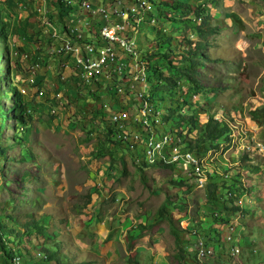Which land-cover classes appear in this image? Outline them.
I'll return each instance as SVG.
<instances>
[{
  "label": "rangeland",
  "instance_id": "374dc122",
  "mask_svg": "<svg viewBox=\"0 0 264 264\" xmlns=\"http://www.w3.org/2000/svg\"><path fill=\"white\" fill-rule=\"evenodd\" d=\"M51 1L41 6L40 0H0V31L7 34V41L0 43V215L15 216L18 227L24 221L44 226L39 237L37 233L13 237L18 264H56L45 253L56 247L64 263L190 264L191 255H197L194 239H182L186 257L178 262L168 222L156 217L165 196L172 203L167 209L175 219H183L175 224L185 232L197 221L202 223V230L196 227L195 231L213 254L199 264H264V0H145L146 7L129 10L138 32H125L134 33L143 60L158 70L166 71L168 62L154 55L166 51L167 59H173L180 48L175 39L167 44L166 37L200 39L191 27L201 24L200 17L186 5L202 9L215 27L202 40L210 58L202 62L207 68L202 78L214 87L216 81L215 92L193 91L185 80H178L172 95L147 87L145 96L154 109L148 118L154 136L167 134L177 144L180 136L176 140L175 132L194 139L198 123L208 117L227 123L230 141L205 152V174L218 184L213 198H209L208 180L198 182L190 165H173V169L158 165L140 172L138 158L145 163L146 159L142 147L133 142L140 123L138 100L112 76L105 81L100 77L92 85L82 81L74 59H65L62 65L58 56L44 53L42 45L54 42L40 11L45 6L56 20ZM126 1L124 9L137 0ZM163 1H174L181 12ZM77 2L71 4L70 13L72 17L75 13L73 24L85 32L88 26L78 21L84 16ZM96 26L89 25L93 34ZM158 42L163 45L158 47ZM12 86L28 97L16 94L22 99L15 101ZM111 86L122 90H109ZM115 112H122L123 128L111 121ZM178 115L191 118L178 123ZM112 126L110 130L117 132H111V138L127 143L115 146L105 139L106 128ZM144 142L139 140L141 145ZM23 171L29 173L20 180ZM142 173L147 177L145 185ZM180 177L185 186L170 183V178ZM239 186L240 193L236 192ZM180 203L188 213L178 208ZM231 205L240 210H226ZM222 219L233 222L228 227ZM6 221L15 226L14 220ZM111 223L120 224L111 231ZM99 227L105 228V239ZM236 247L239 253L232 255ZM37 252L41 257H35Z\"/></svg>",
  "mask_w": 264,
  "mask_h": 264
},
{
  "label": "built area",
  "instance_id": "2783aa9c",
  "mask_svg": "<svg viewBox=\"0 0 264 264\" xmlns=\"http://www.w3.org/2000/svg\"><path fill=\"white\" fill-rule=\"evenodd\" d=\"M41 6L45 0H40ZM81 15L84 17L80 22H84L87 14L100 15L106 22L97 28V31L87 40L81 39V32H76L74 24H62L58 20H53L49 17L48 10L43 6L41 12V22L44 25L45 31L49 34L51 40L55 43L53 53L58 55L69 54L74 59V64L81 69L80 78L82 81L93 84L101 75L106 78L113 77L115 81H122L124 91L131 92L138 100L139 105L137 113L140 118L139 127L134 129L133 142L140 145L139 140L144 139L142 152L144 153L146 163L153 162H174V165L181 167L186 165L192 166L193 173L198 176V182L206 180L204 163L206 162V155L204 157H194L189 152H181L177 149L176 143L171 140L169 136H154L153 128L150 126L148 118L154 113L153 106L145 98L148 87L147 82V63L143 60L141 53L134 42V33H137L136 20L129 18V10L137 11V8L146 7L145 0H137L136 4L123 8L119 2H115L111 6L110 14L116 15L117 19L107 22L110 15L104 7H93L87 0H81L79 3ZM75 16V13H74ZM73 16V17H74ZM72 14L68 21L74 22ZM89 24V23H88ZM134 30L133 34L125 31ZM110 69V71H109ZM125 74L127 76H125ZM121 87L117 86V89ZM122 90V89H121ZM135 100V99H134ZM122 112H115L111 114L113 122L119 124L123 128ZM122 119V120H121ZM157 121V120H156ZM140 127L147 131L142 134L138 132ZM133 131V130H132ZM241 202V200H238ZM197 258L203 259L206 256L213 254L212 250L203 244L201 239L196 241ZM239 253L236 247L231 252L232 255ZM41 253L37 252L35 257H41ZM17 254H13L11 264H18ZM29 264V262H28Z\"/></svg>",
  "mask_w": 264,
  "mask_h": 264
},
{
  "label": "trees",
  "instance_id": "16d2710c",
  "mask_svg": "<svg viewBox=\"0 0 264 264\" xmlns=\"http://www.w3.org/2000/svg\"><path fill=\"white\" fill-rule=\"evenodd\" d=\"M71 1H73L74 3L77 2V0H68V1L67 0H55V3H54L55 6L53 8L52 13L54 14V17L56 18V20H58V22L62 24V26L65 25V19L67 18V16L73 9L71 5L72 4ZM77 3H80V2H77ZM163 4L168 6L169 8H173L175 12H181L182 10L181 7L178 6V4L174 3V1H171V2L163 1ZM186 8L188 9L189 12H192L194 15H198L200 17L201 24L197 26H191L192 28L195 29L200 39L193 41L191 39H185V38H183V40H178L175 37H171V36L166 37L165 40L167 44H171V41L175 39L177 42V45L180 46V48L177 51V57H174L173 59H167L169 54H167L166 51L163 53L160 52L154 55V56H161L162 59L167 60L168 68L166 69V71L158 70L156 69L157 67L151 66L150 64L147 63L148 87L151 88L154 93L161 94V93L167 92L169 94L171 93L172 95L173 88L177 84L178 80H185L187 83H189L192 86L193 91L204 90L207 93H212L217 90V88H215L218 86L216 81L213 80L214 81L213 84L215 85L214 87L213 85H210V83H205L202 78V71L207 69L206 66L202 62L204 60L210 59L207 53L204 51V48L206 46V41L203 42L202 40L204 38H207L209 34L215 32V27H213L212 25H210V23H208L207 18H209V15L208 16L203 15L202 9H197L196 7H191L189 5H186ZM3 25H5V23H3ZM156 37H157L156 40H159L162 38L161 36H156ZM6 41H7V34L3 32V30H1L0 31V43L4 44ZM161 45H163V43L161 42L157 43L158 47H160ZM151 70L156 75V79L151 78V75L153 74L151 73ZM125 76L127 75L125 74ZM209 77H213V76L209 74ZM116 82H122V81L116 80ZM114 85L116 84L114 83ZM115 87L111 86L109 90L113 88L117 89V86ZM10 91H11V94L14 95L15 101L22 99L21 97L20 98L16 97V94H19V96L20 94L24 95L23 93H19L20 91L16 88V86H12ZM194 93H197V92H194ZM161 100H164V99L161 98ZM185 102H186L185 104L191 105L189 101H185ZM18 106L19 105L17 104L16 107L18 108ZM21 110L22 109L18 108L17 112H19V117L22 119L24 117L20 113ZM187 110H190L189 106ZM103 113L104 112H102V114ZM187 116L188 117L186 119L191 118L190 115H187ZM163 118H165V121H167L168 117H163ZM178 118H179L178 123H181L186 120L182 115H178ZM197 126H198V135L194 139H189L186 137L183 138L181 137L180 133L175 132V134L177 136H180V138L182 139L181 140L182 143L180 144L179 150L181 151H184L185 149L195 150L196 153L199 154V156H201L204 154V152L208 148H216L221 142L228 143L230 141V137H229L230 129L227 126V123L223 120H219L211 116V117H208L204 122L198 123ZM110 128H113V126L109 127V129L106 128L107 130L106 137H105L106 140H108L115 146L117 145L120 146L123 142L127 143V141H122L121 139L111 138L114 136L113 133L111 132L115 133L117 132V130L112 129L111 131ZM146 131H147L146 129H143L142 127H140V130L138 132L145 133ZM156 135L157 137H159V134L157 132H156ZM202 144L204 145L203 148L200 147V145ZM140 146L143 148V145L140 144ZM125 147H122V148H125ZM198 148H200L201 151H199ZM22 157L23 156H21L20 158L23 159ZM138 164H141V166L138 167L140 172H143L146 167H155L158 165L170 167L171 169L173 167L172 162L163 163V162L156 161L153 163H145L144 161L139 162L138 160ZM28 173L29 171H23L22 174L20 175V180L28 176ZM141 181L143 182L144 185L147 183V177L143 173L141 175ZM207 182H208L207 186H208V191H209V198H213L215 197V194L217 193L218 184L213 183V181L210 178ZM170 183L173 185L179 186V187L185 186V180L182 179L181 177L179 179L170 178ZM240 189H242L240 186L237 187L236 192H239V193L242 192V190ZM169 204L170 205L172 204L171 198L169 196H165L164 201L159 204L156 210V217L166 220L168 222L169 233L172 235L174 239V246L176 247V250L174 251V258H177L178 262H181L186 257L185 256L186 251L184 250L181 244L182 239L188 240V238H193L194 242L200 239L198 237L199 234L196 233L195 231V228L200 227L201 229L202 223L200 221H197L198 223L196 222L197 224L195 225V227H190L189 232H185L183 229L179 227V225L175 224V220H177V222L179 223L182 219L181 218L175 219L172 212L167 209V206ZM181 207L184 211L186 210V205L184 203L178 204V208L180 210H182ZM225 208L226 210H229L230 212H233V213H236L238 212V210H240L237 205H231L230 207L228 208L225 207ZM6 219L12 220V221L14 220L15 226L8 225V222L6 221ZM232 220L233 219H230V220L222 219L220 220V222H222L221 223L222 225L228 226L230 225L229 224L230 222H233ZM17 224H18V221L15 216L0 215V239H5L4 242L3 240L2 241L0 240V264H11L10 261L13 255V251L11 250L12 247L10 244L13 245V242H14V240L12 239L14 238L21 239V238L31 237L34 233H37L36 236L39 237L38 233H42L44 229V226L42 224L40 223L38 224L35 221H31V222L24 221L21 223L22 225L21 227L16 226ZM182 231L185 232L186 235H182L181 233ZM210 240H211V237H210ZM203 244L205 245V247H207L208 242L203 241ZM45 253H46V258L49 261H54L56 264H88L89 263L88 261H82L78 263H64L62 262V260L58 258V248L57 247L50 249V250L45 249ZM188 254L189 256L191 255V253H188ZM191 260L192 261H190V264H199V259L197 258L196 254L191 255ZM205 264H208V263H205Z\"/></svg>",
  "mask_w": 264,
  "mask_h": 264
},
{
  "label": "crops",
  "instance_id": "0c3cea01",
  "mask_svg": "<svg viewBox=\"0 0 264 264\" xmlns=\"http://www.w3.org/2000/svg\"><path fill=\"white\" fill-rule=\"evenodd\" d=\"M68 1V0H67ZM88 1V0H87ZM92 2L94 1V3L95 4H93V3H91L90 1V3L93 5V6H97V7H100V6H102V7H104L105 8V10L107 11V13L110 15V18L108 19V21L107 22H111L112 20H116L117 19V16L116 15H112V14H110V11H111V6L115 3V2H119V5L120 6H123L124 4H127V2L128 1H126V0H112V2L111 3H105L106 1L105 0H91ZM53 2H55V0L54 1H51L50 3H51V5H50V7L51 8H54V3ZM71 3H74L73 1H71ZM76 3V2H75ZM72 13V12H71ZM71 13H69V15L71 14ZM83 15L82 16H84V13H82ZM89 16H90V18H91V20H90V18H89ZM68 18H69V16H67V18L65 19V24H73V22H69L68 21ZM87 19L90 21V23H89V25H92L93 24V26L94 25H96L97 24V28L100 26V25H102V24H104L105 22H106V20L104 19V18H102L100 15H92L91 13L88 15L87 14ZM80 20V19H79ZM78 20V21H79ZM80 22V21H79ZM81 24H85V25H87L88 26V30H85V32L83 31V30H79L76 26H74V27H76V32H81V39L82 40H87L89 37H90V35H92V31H91V29L89 28V25H88V21L85 19L84 20V22H81ZM92 27V26H91ZM97 31V30H96ZM96 31H93L94 33L96 32ZM87 36H89L88 38H87ZM86 37V39H84ZM16 40V39H15ZM17 41V40H16ZM15 41V42H16ZM53 41V40H52ZM19 41H17V43H18ZM24 43V42H23ZM27 44H28V42H26ZM19 44V43H18ZM25 44V43H24ZM24 44H22V45H24ZM30 44V43H29ZM15 46H16V44H15ZM18 46L19 45H17V48H18ZM26 46V45H25ZM43 47V49H44V53L47 55V54H51V55H54V56H58L59 58H60V60L61 61H63L62 62V65L63 64H65L64 63V60L65 59H72V57L69 55V54H66V55H58V54H54L53 53V48L55 47V43H52V45L50 46H47V44L46 45H42ZM46 46V47H45ZM20 47V46H19ZM28 49H30V47H27ZM45 56V55H44ZM25 57L27 58V56L25 55ZM28 60V59H27ZM73 60V59H72ZM109 71H110V69H109ZM28 77V76H27ZM101 77L103 78L104 76L103 75H101ZM105 79H104V81L107 79L106 77H104ZM97 81L98 80H96L92 85H96L97 84ZM107 83H109V82H107ZM27 87V86H26ZM24 94V93H23ZM25 96H27L26 94H24ZM28 97V96H27ZM27 97H25V98H27ZM122 220V219H121ZM124 220V219H123ZM122 220V221H123ZM120 223H115V224H109L108 225V227H109V229L112 231V230H114L115 228H117L118 226L117 225H119ZM104 229L105 228H103V227H99L98 228V231L100 230V234H101V236H102V238H104L105 239V237H104V234H105V232H104ZM112 234V233H111ZM110 237V233L109 234H107L106 233V237Z\"/></svg>",
  "mask_w": 264,
  "mask_h": 264
},
{
  "label": "clouds",
  "instance_id": "9594fccd",
  "mask_svg": "<svg viewBox=\"0 0 264 264\" xmlns=\"http://www.w3.org/2000/svg\"><path fill=\"white\" fill-rule=\"evenodd\" d=\"M180 138V137H179ZM178 139V136L176 137V140ZM182 139L180 138V143H182V141H181ZM175 143H176V141H175ZM180 144L178 143H176V147H177V149L179 150V148H178V146H179ZM211 150V148H208V151H210ZM179 151H181V150H179ZM185 151H189V152H191V151H194L195 153H196V151L195 150H188V149H185L184 151H181V152H185ZM207 151V150H206ZM205 151V152H206ZM204 152V154L203 155H201V156H199V154H197L196 153V155L198 156V157H204L205 155H206V153ZM138 160H139V158H138ZM167 163H171V162H167ZM173 163V165H174V162H172ZM204 167V166H203ZM202 167V168H203ZM172 169H173V167H172ZM194 171H193V169H192V174L193 175H195L194 173H193ZM196 176V178L198 179V176L197 175H195ZM206 180H207V174H206ZM183 220V219H182ZM181 220V221H182ZM12 240H15V239H12ZM11 245V247H12V251H13V254H16V250H15V248H14V245H12V244H10ZM41 253V252H40ZM18 255H20V254H18ZM11 263V262H10Z\"/></svg>",
  "mask_w": 264,
  "mask_h": 264
}]
</instances>
